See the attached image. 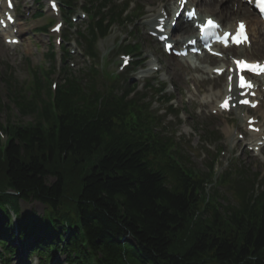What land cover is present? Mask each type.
Returning <instances> with one entry per match:
<instances>
[{
    "label": "trees",
    "instance_id": "1",
    "mask_svg": "<svg viewBox=\"0 0 264 264\" xmlns=\"http://www.w3.org/2000/svg\"><path fill=\"white\" fill-rule=\"evenodd\" d=\"M106 33L102 21L89 22L84 40L93 56ZM49 76L35 73L12 92L32 121L9 123V140H0V211L8 214V189L46 206L43 216L20 217L23 242L39 233L30 250H59L70 264H264V196L253 194L255 176L245 183L241 173L222 176L235 204L218 190L205 201L212 166L200 173L183 161L147 106L94 67L87 82L67 70L53 99L43 86ZM6 234L0 218V240L11 249Z\"/></svg>",
    "mask_w": 264,
    "mask_h": 264
},
{
    "label": "rangeland",
    "instance_id": "2",
    "mask_svg": "<svg viewBox=\"0 0 264 264\" xmlns=\"http://www.w3.org/2000/svg\"><path fill=\"white\" fill-rule=\"evenodd\" d=\"M19 1L20 7L17 10L19 23L15 26L21 33V43L17 46H8L0 36V125L10 120L14 123L22 124H26L32 120L31 116L23 117L19 114L16 106L10 101V96L12 92H17L19 89L22 90V85H30L34 80L35 71L42 68L44 72H51L52 75L50 78L53 82H57V84H62L64 77L61 71V67L64 66L63 63L57 60L56 67L55 61L52 62L47 56L50 53L49 50H53L51 46L57 52V59L63 56L64 51V48L59 49L55 45L54 38L48 29L51 25V20L54 18L49 13L43 17L35 16L38 10H46L47 0H41L39 2H34L33 0ZM24 1L26 2L25 5L31 4L32 7L27 8L24 5L22 6ZM111 1L118 3L122 0ZM132 1V7H136L139 10L142 8V19L132 26H115L106 38L98 42L97 47L100 52V58L97 62V67H103L107 68V70L117 72L115 69L118 62L116 61L119 58L114 56L112 58L114 60H110L109 56L114 55L115 45L118 41H122L125 38L135 39L141 45L144 55L152 59L151 61L154 66L159 68L158 71H153L148 76L135 80L142 83V85L144 81L148 80L155 87H158L160 84L167 86L166 96H172V103L181 110V114L179 118L172 115H168L167 117L164 115L165 125L184 144L185 151L191 156L192 166L200 172L207 171L210 166L211 157L218 154L220 150L218 162L215 165L214 181L229 166L231 168L235 166H239L242 169L246 168L245 170L251 173L260 172L264 180V148L259 152L249 149L254 146L251 143H255V141L252 138L253 135L246 133L244 129V119L242 116L246 113V110L240 109L230 113L214 114L221 94L219 89L214 88V86L216 87V80L210 74L212 73L211 69L214 66L221 65L219 63L222 61L213 66H208L209 63L201 58L197 60L193 58L192 60L195 63L187 65L184 61H180L174 57H167L162 53L160 45L149 36L148 24L159 13L160 6H170L174 0ZM231 2L233 1L231 0ZM78 5L79 3L76 5V10L80 12V5ZM202 10L206 11V7L204 6ZM136 13L138 14V12ZM210 14L215 17L216 15L218 16V13ZM81 23L82 21L75 23V28L71 29V32H74ZM131 27H133L132 30ZM43 28H47V30ZM85 28L86 23L81 27L82 31H85ZM67 29L68 27L65 30ZM72 38L74 39V35ZM75 44L72 41L70 45L66 43V46L70 48L74 47ZM77 50L78 54L69 56L66 61L68 67H72L75 71L86 67V60L80 55V49L77 48ZM229 55H231L230 52ZM241 57H246L250 60L264 58L263 55L261 56L256 52L253 45L247 48L245 47ZM193 65L205 69V73H199V69H194L192 67ZM136 75L134 74V76ZM134 76L131 75L129 77L130 80H134ZM204 79L205 81H202ZM154 106L159 109L167 105H161L156 102ZM161 112L164 114L165 111L162 109ZM249 113L261 117V124L264 129V104L258 110H250ZM213 130L218 131L220 134V140L218 142H214L212 137L207 134ZM206 136L210 138L211 142L205 144L201 141ZM238 136H241V138ZM242 136L244 139H242ZM2 140L3 142L5 141L4 135L2 136ZM213 185L214 183L207 186L211 189V192L214 190V187L212 188ZM220 191L223 193L225 190L220 188ZM8 200L11 204V206L9 205L10 208L17 212L22 208L23 211L32 210L37 215L44 213V205L37 201L28 204L22 201L23 206L20 202L17 206V197L9 195ZM30 259H26L24 254L20 255L19 253L17 257H13L12 264H28L29 262L31 264H37L36 256ZM64 262V256L58 254L57 263L53 264H64Z\"/></svg>",
    "mask_w": 264,
    "mask_h": 264
},
{
    "label": "bare ground",
    "instance_id": "3",
    "mask_svg": "<svg viewBox=\"0 0 264 264\" xmlns=\"http://www.w3.org/2000/svg\"><path fill=\"white\" fill-rule=\"evenodd\" d=\"M188 3L196 5L198 7V9H200V10L203 9L205 6L206 12H208V13H212V14L218 13V17L216 19L223 25V27H227L228 25L234 26V24L237 20L246 21V23L248 24V27H249L248 30L250 33V40L254 41V43H252V45L255 47V50L259 55L264 56V36L262 37L259 34L260 33L259 25H261V22L258 21V19L253 15V12L250 8L244 7L239 2L237 3L236 8H235L233 3H231V4L229 3V0H189ZM246 6H248V5H246ZM176 8H177V6L174 2V5L171 9H173V11H174ZM199 18H202V16L199 15ZM233 20H234V23H233ZM183 26H184L183 27L184 29L183 28L181 29L182 30L181 33H185V32H187V30H189L190 33H192L191 35H193L195 33L196 29L194 28V26H192V24H184ZM186 28H188V29H186ZM251 34H252V38H251ZM189 37H191V36H189ZM230 49H233V51H235V53L238 54V56H241L240 53L242 51L241 50L242 47H233ZM230 49H226L225 51H229ZM202 59L204 61H208V62H217L219 60L218 58H214V57H211V56L206 55V54H204ZM227 59H228L227 56L222 59L224 64H228ZM218 68H220V67H218ZM186 69L188 70V68H186ZM198 71L203 72V70H198ZM216 83H217V87H218L217 89H219L220 92L222 94H224L223 88H224L225 84H224L223 77L222 78L217 77ZM234 89H235V87H234V81H233V90ZM164 135H169V134L164 133ZM241 170H243V169L239 168V166L236 167L235 172H236V175L238 177H240V171Z\"/></svg>",
    "mask_w": 264,
    "mask_h": 264
},
{
    "label": "snow or ice",
    "instance_id": "4",
    "mask_svg": "<svg viewBox=\"0 0 264 264\" xmlns=\"http://www.w3.org/2000/svg\"><path fill=\"white\" fill-rule=\"evenodd\" d=\"M262 11H264V9H262ZM208 23H209V25H212L213 24V21H211V20H209L208 21ZM243 28V25H241V29ZM230 35V33H226L225 34V36H224V42L227 44V37ZM238 42V41H237ZM240 66H241V68H245V67H247V68H251L252 70H257V69H259V70H261V71H264V67H262V66H259V65H248V64H246L245 62H243V61H238L237 62ZM245 81H244V79H243V77H241V87H243V86H245ZM225 107H227L228 105H227V101L225 102V105H224Z\"/></svg>",
    "mask_w": 264,
    "mask_h": 264
}]
</instances>
